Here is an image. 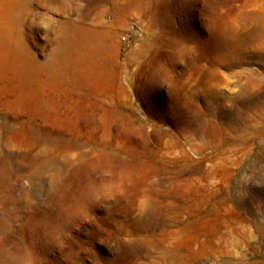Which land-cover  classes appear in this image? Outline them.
Listing matches in <instances>:
<instances>
[{
  "label": "rangeland",
  "instance_id": "1",
  "mask_svg": "<svg viewBox=\"0 0 264 264\" xmlns=\"http://www.w3.org/2000/svg\"><path fill=\"white\" fill-rule=\"evenodd\" d=\"M0 264H264V0H0Z\"/></svg>",
  "mask_w": 264,
  "mask_h": 264
},
{
  "label": "bare ground",
  "instance_id": "2",
  "mask_svg": "<svg viewBox=\"0 0 264 264\" xmlns=\"http://www.w3.org/2000/svg\"><path fill=\"white\" fill-rule=\"evenodd\" d=\"M67 42H70L68 38ZM115 49L113 36L102 31L84 29L79 48L73 51L76 70L80 68L84 76L94 74L97 76V84L102 82V78L110 79L114 74V71L113 73L110 72L112 71L111 69H114L111 55Z\"/></svg>",
  "mask_w": 264,
  "mask_h": 264
}]
</instances>
